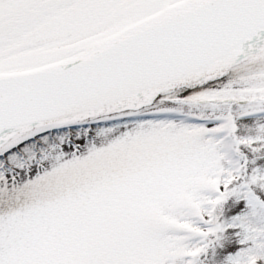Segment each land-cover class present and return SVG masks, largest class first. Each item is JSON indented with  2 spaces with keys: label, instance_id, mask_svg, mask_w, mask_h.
<instances>
[{
  "label": "snow or ice",
  "instance_id": "snow-or-ice-1",
  "mask_svg": "<svg viewBox=\"0 0 264 264\" xmlns=\"http://www.w3.org/2000/svg\"><path fill=\"white\" fill-rule=\"evenodd\" d=\"M0 264H264V0H0Z\"/></svg>",
  "mask_w": 264,
  "mask_h": 264
}]
</instances>
